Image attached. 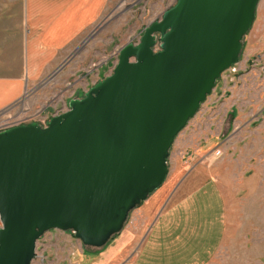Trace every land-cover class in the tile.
Masks as SVG:
<instances>
[{"label":"water","instance_id":"95a60500","mask_svg":"<svg viewBox=\"0 0 264 264\" xmlns=\"http://www.w3.org/2000/svg\"><path fill=\"white\" fill-rule=\"evenodd\" d=\"M257 3L176 0L67 111L0 130V264H29L50 229L96 248L122 229L164 182L175 136L238 61Z\"/></svg>","mask_w":264,"mask_h":264},{"label":"rangeland","instance_id":"374dc122","mask_svg":"<svg viewBox=\"0 0 264 264\" xmlns=\"http://www.w3.org/2000/svg\"><path fill=\"white\" fill-rule=\"evenodd\" d=\"M175 1L107 0L99 20L17 104L0 113V122L29 117L45 126L67 111L70 99L83 97L112 72L119 49L137 43L143 28ZM168 151L164 182L129 212L105 245L85 246L72 231L54 228L36 241L29 264H134L175 189L192 175L191 187L211 177L225 207L223 233L201 264H264V0H258L238 61L216 79Z\"/></svg>","mask_w":264,"mask_h":264},{"label":"crops","instance_id":"0c3cea01","mask_svg":"<svg viewBox=\"0 0 264 264\" xmlns=\"http://www.w3.org/2000/svg\"><path fill=\"white\" fill-rule=\"evenodd\" d=\"M107 0H0V113L54 69L99 20ZM188 176L134 264H201L220 239L224 202L211 177ZM174 195V193L172 194Z\"/></svg>","mask_w":264,"mask_h":264},{"label":"built area","instance_id":"2783aa9c","mask_svg":"<svg viewBox=\"0 0 264 264\" xmlns=\"http://www.w3.org/2000/svg\"><path fill=\"white\" fill-rule=\"evenodd\" d=\"M155 49H158V44L155 45ZM23 120H27L28 121L29 117H27L25 119H22V120H14V121L9 120V119H7V120L5 119V120L0 122V130H4V129L9 128L11 126L18 125ZM38 124L41 125V126H44L43 122H38ZM0 227H1V222H0Z\"/></svg>","mask_w":264,"mask_h":264},{"label":"flooded vegetation","instance_id":"af4514ba","mask_svg":"<svg viewBox=\"0 0 264 264\" xmlns=\"http://www.w3.org/2000/svg\"><path fill=\"white\" fill-rule=\"evenodd\" d=\"M154 21H156V20H154ZM150 23H151V22H150ZM146 26H147V25H146ZM146 26H145V27H146ZM145 27H144L143 30H142V34H143V32H144ZM26 121H27V120H23V121L20 122V124H22V123H27L28 121H27V122H26ZM30 122H32V121H30Z\"/></svg>","mask_w":264,"mask_h":264}]
</instances>
